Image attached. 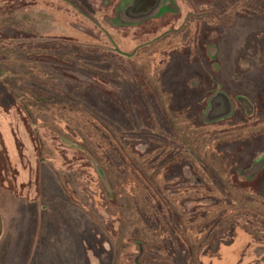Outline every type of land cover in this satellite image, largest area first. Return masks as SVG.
Here are the masks:
<instances>
[{"label": "rangeland", "instance_id": "rangeland-1", "mask_svg": "<svg viewBox=\"0 0 264 264\" xmlns=\"http://www.w3.org/2000/svg\"><path fill=\"white\" fill-rule=\"evenodd\" d=\"M73 1L0 0V264H264V0Z\"/></svg>", "mask_w": 264, "mask_h": 264}, {"label": "flooded vegetation", "instance_id": "flooded-vegetation-1", "mask_svg": "<svg viewBox=\"0 0 264 264\" xmlns=\"http://www.w3.org/2000/svg\"><path fill=\"white\" fill-rule=\"evenodd\" d=\"M67 1L74 7L78 14H81L88 21H91V17L86 11L80 9L73 0H64ZM88 3L94 2H105V3H118L120 4L115 12L116 19L123 25H127L128 28H132L150 21L159 20L165 15H174L171 10V5H175L176 0H84ZM116 49H118L116 47ZM120 52V50H119Z\"/></svg>", "mask_w": 264, "mask_h": 264}, {"label": "water", "instance_id": "water-1", "mask_svg": "<svg viewBox=\"0 0 264 264\" xmlns=\"http://www.w3.org/2000/svg\"><path fill=\"white\" fill-rule=\"evenodd\" d=\"M232 114L231 105L227 99L222 94H217L210 101V109H209V120H217L220 118L228 117Z\"/></svg>", "mask_w": 264, "mask_h": 264}, {"label": "trees", "instance_id": "trees-1", "mask_svg": "<svg viewBox=\"0 0 264 264\" xmlns=\"http://www.w3.org/2000/svg\"><path fill=\"white\" fill-rule=\"evenodd\" d=\"M1 220V219H0ZM1 236H2V227H1V229H0V238H1Z\"/></svg>", "mask_w": 264, "mask_h": 264}]
</instances>
